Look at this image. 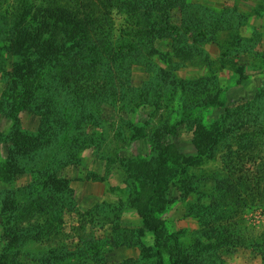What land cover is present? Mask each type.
<instances>
[{
	"label": "rangeland",
	"instance_id": "1",
	"mask_svg": "<svg viewBox=\"0 0 264 264\" xmlns=\"http://www.w3.org/2000/svg\"><path fill=\"white\" fill-rule=\"evenodd\" d=\"M175 1L189 8L179 13ZM2 2L1 10H5L7 2ZM13 2L10 0L9 4ZM166 6L170 9L167 7L164 16L172 36L167 31L153 41L138 37L135 32L129 36L124 45L127 63L119 72L125 77L117 80L116 74L111 79L109 84L113 87L107 93L110 103L101 105L99 126H86L87 136L74 141L73 156L65 157L59 164L60 176L70 182L71 195L62 200L61 213L56 211L53 216L64 221L65 232L72 235L82 213L106 203L112 215L120 217V229L128 242L121 246L105 242L101 254H105L107 264H135L141 251L152 247L153 235L130 206L132 193L124 159L155 155L153 132L158 128L157 139L175 145L184 156L193 158L197 154V125L223 123L218 142L208 155L192 162L177 175L176 184L170 185L171 204L161 214L164 241L172 242L173 236L178 235L187 249L208 245L209 252L201 259L207 264H264L260 252L244 245L248 242L220 243L216 231L220 225L230 230L228 236L241 233L246 239L249 235L264 237V109L258 99L264 91V0H162L158 9ZM151 8L148 4L141 8L142 22L145 10L147 17L151 15L150 21H155L158 11H150ZM3 12L0 11L1 27L8 22V15ZM115 19L118 27L124 21L119 13H115ZM174 80L178 82L176 87L170 85ZM6 88L0 72V98ZM122 91L126 92L124 100L114 98ZM209 94H216L212 104L198 99ZM39 99L19 112L16 105L7 106V114L0 107V262L5 264H37L38 258L31 254L35 251L45 259V243L32 241L28 233L15 229L12 223L14 213L19 212L16 202L23 200V188L35 180V174L26 171L6 180L2 173L13 147L8 135L16 121L23 130L37 132L45 120V112H39ZM11 113L17 117H9ZM134 125L143 126L145 136L133 138L137 133ZM259 138L262 139L258 146ZM92 141L98 146H93ZM61 142H56L61 148L70 144L65 138ZM36 146L41 149L45 142ZM41 164H45V156ZM182 183L187 185L179 187ZM217 185L222 188L224 201L212 210L217 214L225 211L224 223L210 222L206 227L211 231L210 238H200L197 232L202 224L196 204L209 203ZM196 186L203 191L202 196ZM52 203L50 199L44 201L48 207ZM232 224L240 232L230 228L234 227ZM95 226L96 222L88 229L98 235H110L111 226L94 229ZM165 258L168 259L166 251Z\"/></svg>",
	"mask_w": 264,
	"mask_h": 264
},
{
	"label": "trees",
	"instance_id": "2",
	"mask_svg": "<svg viewBox=\"0 0 264 264\" xmlns=\"http://www.w3.org/2000/svg\"><path fill=\"white\" fill-rule=\"evenodd\" d=\"M13 1L9 4L10 0H6L5 10H1L3 2L0 3V11L8 15L6 26H0V72L7 85L0 98V107L7 114V106L16 105L19 112L29 108L32 100L40 98L39 112H45V120H42L37 132L23 130L18 120L8 135L13 147L9 149L8 162L2 166L6 180H12L26 171L35 174V180L23 188V200L17 199L16 211L19 212L13 215V227L28 233L32 241L45 243V259L36 251L31 253L38 258L37 264H107L105 254H101V246L105 242L114 246L128 242L120 229V217L112 215L106 203L96 204L80 215L79 224L73 228L74 234L67 235L64 221L53 216L62 209V200L71 195L70 182L60 176L59 164L65 157L73 156L76 148L74 141L87 136L84 131L86 126H99L101 105L110 103L107 93L113 87V84H109L111 79L116 74L117 80L125 77V73L119 72L127 63L124 45L129 36L135 32L138 37L148 41L164 36L166 31L172 36L167 28L168 19L164 16L169 6L159 10L162 0ZM146 4L152 7L150 11H158L155 21H150L151 15L147 17L146 10L143 13L144 21L139 19L141 8ZM175 6L180 7L179 13L189 8L179 5L177 1ZM115 13L124 17L119 27ZM97 72L99 74L96 76ZM177 84L174 80L170 85L176 87ZM125 94V91L118 92L114 98L124 100ZM144 94L149 95L147 91ZM213 97L216 94L198 99L204 104H212L215 102ZM258 99L264 109V91L258 95ZM9 117L15 119L17 116L11 113ZM222 124L197 125L194 135L197 154L193 158L184 156L175 145L157 139L158 128L153 132L155 139L152 145L157 150L155 155L151 158L137 156L124 159L123 168L132 193L130 206L137 210L145 228L153 235L152 247L148 251L141 248L143 251L134 261L135 264H207L201 259L205 252H209L206 251L208 245H203V249H187L178 235L173 236L172 242L164 241L161 214L171 204L168 197L170 185L176 184L174 180L177 175L192 162L208 155L218 142L220 129L224 128ZM133 128L137 132L133 138L145 136L143 126L134 125ZM64 138L70 144L61 148ZM261 139L257 141L258 146ZM58 140L61 144L56 143ZM33 142L36 144L30 145ZM41 142H45V147L38 149L36 145ZM92 144L98 146L96 141H92ZM59 155L61 157L57 160ZM44 156L45 164L42 165ZM34 159L37 161L33 162ZM186 185L182 183L179 187ZM195 190L199 196L203 195L199 186ZM221 190V186L217 185V192L211 193L209 203L196 204L195 210L198 216L200 214L202 224V229L197 232L200 238H210L211 231L206 229L210 222L224 223L225 211H221V214L213 211V207L217 209L224 201ZM45 199L53 201L50 207L44 204ZM207 210L213 212L207 213ZM95 222L97 226L94 229L111 226L110 235H98L96 231L88 229ZM232 225L234 227L230 228L240 232L236 224ZM216 231L220 243L235 241L241 245L248 242L244 245L255 248L264 260V237L258 236L257 241L253 235L247 239L241 233L228 236L230 230L220 225H217ZM133 244L138 247L137 243ZM165 251L168 253L167 260Z\"/></svg>",
	"mask_w": 264,
	"mask_h": 264
}]
</instances>
